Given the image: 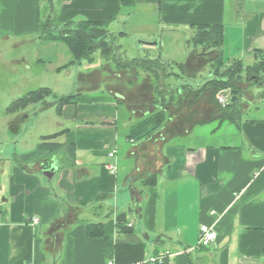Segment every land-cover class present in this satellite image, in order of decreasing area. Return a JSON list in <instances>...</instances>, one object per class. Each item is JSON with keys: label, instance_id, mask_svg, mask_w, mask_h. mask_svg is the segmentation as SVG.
Listing matches in <instances>:
<instances>
[{"label": "crops", "instance_id": "obj_1", "mask_svg": "<svg viewBox=\"0 0 264 264\" xmlns=\"http://www.w3.org/2000/svg\"><path fill=\"white\" fill-rule=\"evenodd\" d=\"M44 5L55 28L110 20L108 25H125L113 30L120 36L129 28L145 30L136 36L158 40L147 45L161 54L164 34L192 37L197 24L224 26L226 58L250 65L255 52H264V0H0V32H38ZM54 47L44 46L45 53ZM185 47V57L168 55L169 61L190 70L208 64L196 46ZM102 57L88 62L86 80L95 89L105 82L109 93H71L74 100L58 113L59 129L47 135L59 134L42 135L11 174L2 170L7 177L3 184L0 176V264H149L166 250L175 254L172 264H264V118L243 119V110L237 121L206 115L192 104L196 95L190 99L188 86L182 93L166 91L163 100L177 108L169 113L161 104L167 120L158 131L130 139L132 126L159 109L141 110L136 99L129 104L117 86L122 72L102 73L112 65ZM36 62L58 61L39 55ZM198 78H192L196 86ZM217 119L213 137L225 120L235 126L226 125L219 140L190 142L197 126ZM53 164L58 169L51 179L42 171ZM90 223L102 224L103 233L90 235ZM203 224L218 234L210 246H198Z\"/></svg>", "mask_w": 264, "mask_h": 264}, {"label": "rangeland", "instance_id": "obj_2", "mask_svg": "<svg viewBox=\"0 0 264 264\" xmlns=\"http://www.w3.org/2000/svg\"><path fill=\"white\" fill-rule=\"evenodd\" d=\"M48 14L49 7L46 5L42 6L40 28L36 33H26L21 36H16L11 34V32H0V176L4 175L2 178L3 184H6L5 177H7V175L3 174V169L8 172L7 174H11L13 168L20 164L17 162L22 159V154L35 149L41 141L42 135L50 134L59 129L62 119L57 111L56 102L58 99L63 95L78 93L79 91L89 96L90 94H86L88 91L87 88L95 89L93 86L94 83L87 82L86 80V74L92 71L91 68L89 70L87 68V64L91 61L83 59L81 62L71 63L66 66L69 68L60 73L55 70V67L59 66L60 62L68 63L73 57L64 42L57 41V43H48L47 39H45L44 35H46V32L44 31L43 22L50 19ZM51 23L53 28L55 23ZM116 26L117 24H110L108 25V29L111 32L115 30L114 28L118 29L117 32L125 30V25L123 28H120V25ZM127 32L128 34L126 36L117 34V39L115 40L118 45L123 47L124 50H127V56L129 55L131 58L145 57L147 54L153 55L155 53L153 46L147 45L148 42H151L150 40L143 36L138 37L135 34L137 32H146L145 30L129 28ZM163 39L164 45L167 46L166 52L163 51L162 54L166 58L168 55H171V57H185L188 53H184L182 45H186L187 47L185 48L189 49H193L195 46L190 36L183 38L181 35L175 37L164 34ZM140 40L147 43L141 46L139 44ZM156 41L158 40H154V42ZM179 41L182 45L180 43L178 45ZM46 45L56 46L53 48L55 51L45 53L44 46ZM200 50L202 51V49ZM122 54L123 57L127 58L125 51ZM39 55H46L47 57L55 56L58 62H54L51 66L48 63L47 66L42 63L38 64L36 58ZM94 58L98 62L102 60L103 57L100 50L94 53ZM167 59L169 60L170 58ZM170 61L174 63L173 60ZM179 67L174 63L172 67H168V72H173L174 74L181 73V68ZM199 68L198 70L196 68L190 70V68L185 69L184 67V74L182 76L192 79L198 75V81H201L203 77L211 75L213 71L209 64L201 65ZM115 70L122 72V83L119 81L117 86L126 94L129 104L132 103L133 99H136L137 104H139L137 106L144 107L141 110L156 109L157 104H162L166 105L169 113L172 109L177 108V104H172L167 100H162V102L164 101L162 103L160 102V98H158L161 93L166 92L164 91L166 87L164 84L167 85L170 83L165 77V71H161L160 79L158 80L161 87H157L154 86L155 82L153 83V79L155 78L153 74L145 73V70L136 67L118 69L112 63V65H107V67L100 71L102 73H108L110 76ZM100 83L102 82L100 81ZM104 83L100 84L101 86L92 90V92H99L101 96L108 94L109 92L105 88ZM240 84L243 85L242 96L239 99V110L240 112L243 110L241 117L243 119L264 118V84L249 83L246 80ZM43 86L51 87L56 92V96L51 95L43 102L31 104L16 112L8 111V107L14 100ZM195 95L194 93L191 94L190 99L195 96L194 99H191L193 100L192 104L195 105L197 103L196 106L199 107L202 113L205 112L206 115L210 113L222 114V107L212 100L209 92L200 94L201 96ZM136 101L133 102L136 103ZM139 114L142 115L144 112L140 111ZM218 121L217 119L197 126L195 132L191 135L190 142L208 143L215 141L216 138L219 140V136L225 130L226 125L230 124L231 127L235 126L234 123L225 120L220 131L216 132V137H213L209 133L212 129L216 128L219 124ZM220 139L223 141V137H220ZM186 143L189 142L186 140Z\"/></svg>", "mask_w": 264, "mask_h": 264}, {"label": "trees", "instance_id": "obj_3", "mask_svg": "<svg viewBox=\"0 0 264 264\" xmlns=\"http://www.w3.org/2000/svg\"><path fill=\"white\" fill-rule=\"evenodd\" d=\"M109 21L77 20L66 23L60 29H55L54 27L52 28L51 19H48L43 22L44 31L46 32L44 37L47 40L64 42L73 57L70 63L81 62L83 59L92 62L94 60V53L100 50L102 56L106 60L114 63L118 69L136 67L145 70V73L153 74L155 76L153 83L155 82L154 86L157 87L160 86L158 80L160 79L161 71H165V77L171 80V82L169 81L170 83L167 85L164 84L166 86L164 91L170 90L182 93L186 87L190 86L189 95L193 93L202 95L205 92H209L212 100L220 107L222 106L217 101V93L219 91H229L231 98L232 96H237V100L235 102L231 101L227 107H222L223 112L221 117L232 121H237L241 114L239 110V99L242 96L243 85L240 83L244 80L249 83H264V52H255L256 59L250 65H245L241 59L226 58L223 52V25L197 24L195 26V32L191 37V41L197 49H202L199 55L204 60H207L213 69L211 75L203 77L200 82L201 84L196 86L192 79H188L186 76L185 78L187 79H185L182 76L184 74V62H174L180 66L179 68H181L182 74L168 72V67H172L174 63L163 57L161 52L156 51L153 55L147 54L145 57H123V54L120 52L121 46L115 41L117 34L108 29ZM254 76L257 80L252 79ZM195 81L196 83L198 82V80ZM165 93H161L158 96L160 102L163 100ZM51 95H53V91L47 87L30 91L26 95L14 100L8 107V111L16 112L31 104L43 102ZM75 96L76 94H69L59 98L57 102L58 113L61 114L64 105L71 103ZM161 106V104H157V108L159 109L157 112L132 126L129 133L130 139L136 141L144 139L158 131L164 125L167 120V114ZM58 134L59 132L47 135L45 139L56 137ZM88 232L90 235H101L103 233V225L100 223H90L88 224Z\"/></svg>", "mask_w": 264, "mask_h": 264}, {"label": "built area", "instance_id": "obj_4", "mask_svg": "<svg viewBox=\"0 0 264 264\" xmlns=\"http://www.w3.org/2000/svg\"><path fill=\"white\" fill-rule=\"evenodd\" d=\"M226 92L219 91L216 95L217 101L222 107H227L231 103L230 93H226ZM115 153H116V150H112L109 153V155L113 157ZM109 167L112 170V172H115L117 170L116 164L114 165L112 164ZM32 222L34 224H37L39 222V218H33ZM217 235L218 234L214 226H209L206 224L201 225L198 246H210L216 240ZM174 255L175 254H173L171 251L166 250V251L160 252L159 254L155 256L150 257L148 262L149 264H172V257ZM108 264H115V263L113 261H109Z\"/></svg>", "mask_w": 264, "mask_h": 264}, {"label": "water", "instance_id": "obj_5", "mask_svg": "<svg viewBox=\"0 0 264 264\" xmlns=\"http://www.w3.org/2000/svg\"><path fill=\"white\" fill-rule=\"evenodd\" d=\"M144 43H147V42H145V41H139V44L142 46ZM157 42H148L147 44H156ZM253 80H257V78L254 76L253 78H252ZM237 100V96H232V98H231V101L232 102H235ZM57 166L55 165V164H53L50 168H47V169H44L42 172H43V174H45L46 176H48L49 178H53V176L56 174V172H57Z\"/></svg>", "mask_w": 264, "mask_h": 264}]
</instances>
